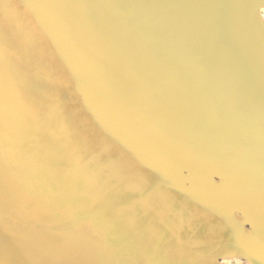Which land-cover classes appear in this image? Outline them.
<instances>
[{"label":"bare ground","instance_id":"6f19581e","mask_svg":"<svg viewBox=\"0 0 264 264\" xmlns=\"http://www.w3.org/2000/svg\"><path fill=\"white\" fill-rule=\"evenodd\" d=\"M0 264H264V0H0Z\"/></svg>","mask_w":264,"mask_h":264},{"label":"water","instance_id":"95a60500","mask_svg":"<svg viewBox=\"0 0 264 264\" xmlns=\"http://www.w3.org/2000/svg\"><path fill=\"white\" fill-rule=\"evenodd\" d=\"M245 224L247 225L248 222H245ZM230 254H233V255H239V256H241L242 258L246 259L245 256L242 255V254H237V253H230ZM220 257H221V255L218 256V258H220Z\"/></svg>","mask_w":264,"mask_h":264}]
</instances>
